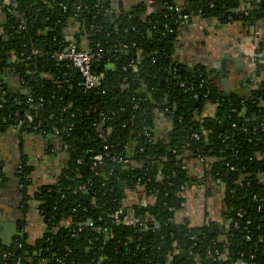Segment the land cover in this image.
I'll return each mask as SVG.
<instances>
[{
    "label": "trees",
    "instance_id": "1",
    "mask_svg": "<svg viewBox=\"0 0 264 264\" xmlns=\"http://www.w3.org/2000/svg\"><path fill=\"white\" fill-rule=\"evenodd\" d=\"M158 5L154 12L120 0L2 7L0 134L12 132L22 152L41 139L44 155L59 161L50 181L30 190L34 168L22 158V212L34 203L43 233L29 241L22 221L18 250L0 244V264H264V78L246 77L251 90L224 94L213 71L176 56L183 15L247 29L264 19V0ZM72 41L100 50L92 67L104 74L98 89L83 90L55 58ZM160 114L170 129L158 136ZM188 161L203 167L199 180ZM194 185L206 196L221 193L219 222H175L181 195Z\"/></svg>",
    "mask_w": 264,
    "mask_h": 264
},
{
    "label": "crops",
    "instance_id": "2",
    "mask_svg": "<svg viewBox=\"0 0 264 264\" xmlns=\"http://www.w3.org/2000/svg\"><path fill=\"white\" fill-rule=\"evenodd\" d=\"M7 1L2 0L4 3ZM120 1L124 3V7L127 9L143 4L147 12H154L162 0ZM2 11L3 9H0V18L3 16ZM259 30H261L262 38H264V19L259 21L257 26H251L246 29L240 21L217 25L215 20L206 22L194 17L181 26L176 42V56L179 61L184 62L188 66L202 65L213 71L217 75L218 87L224 94H231L232 92L247 93L251 88H245L242 80L248 77L251 72L248 61L243 57L242 53L239 54L240 51L235 44L238 45L240 39L242 46L249 48L247 37ZM261 44L264 49V42L261 41ZM222 60H227L224 72L221 68ZM205 113L211 115L213 107L208 106ZM169 129L168 122L160 114L156 127L158 136L165 135V132ZM31 146V144L28 145V147ZM24 150L27 154V159L30 160L27 161L34 168V172L31 175L34 185L30 188V190H34L38 185L50 181L53 172L57 169L59 157L56 156L51 160L43 153L41 154L40 150H35V148ZM23 152L20 150L19 143L12 132L7 131L0 134V167L5 169V166L7 168L10 166L15 169L17 164L20 163ZM36 157L39 158L36 159ZM187 164L191 176L195 180H199L203 169L201 164L195 161H188ZM10 184L11 186L9 187ZM204 191L205 187L195 185L186 191L184 196L186 202L175 213L176 223L187 220L191 225H202L203 223L208 224L210 221H220L221 193L214 192L213 195L206 196ZM130 200L135 201L133 198H130ZM22 201L23 193L15 180L14 183H8L7 186L0 187V235L5 234V224L15 223L14 231L16 234L10 235L12 246L18 244L16 242L17 237L22 234H19L21 229L17 228V222H20V220H25V231L28 232L29 241L39 238L43 233L42 224L33 210L35 204L33 203L30 208L31 211L24 215L19 210L20 206H22ZM220 227L218 225V231Z\"/></svg>",
    "mask_w": 264,
    "mask_h": 264
},
{
    "label": "built area",
    "instance_id": "3",
    "mask_svg": "<svg viewBox=\"0 0 264 264\" xmlns=\"http://www.w3.org/2000/svg\"><path fill=\"white\" fill-rule=\"evenodd\" d=\"M181 19H182V22L185 23L188 21L189 18L187 15H183ZM258 37H259L258 32H254L252 35L247 37V41L250 46L249 48H244L240 40L238 42V45L235 44V46L239 49V51H241L242 54L245 53L247 55V58L250 61V63H253L255 59L257 60L260 59V54H257V52L255 51V45L253 43L257 41V39H259ZM125 47L126 46H122L117 51H121ZM32 54H38V52L36 50H32ZM100 56L101 55H100L99 49L98 51H90L84 47L79 48L77 47L76 42L72 41L64 50L57 52L55 58L59 61L66 62L79 75V80H80L79 86L83 90L88 91V90L98 89L104 79V74L102 72L96 73L92 70L94 62H96L100 58ZM129 67H131L132 72L136 71L135 65L130 64ZM39 102H41V100H39ZM29 103H31V100H29ZM39 105L40 104L38 103L35 106H32V109H36L37 106ZM25 119L27 121H31L32 120L31 114L29 113L25 114ZM20 124H21V121H19L18 124H16V127H18ZM232 126L235 127V125H232ZM54 133L58 134L57 130H54ZM193 137L197 138V135L194 134ZM104 149L106 148L104 147ZM100 158H101L100 155H96L93 157V160L99 161ZM198 161L201 164L207 163L206 159L203 156H200ZM123 162L126 163L127 161L125 160ZM181 196L184 197L185 193H183ZM148 202L149 201H147V198L143 197L140 204L146 205L148 204ZM119 213L121 212L118 211L114 215V219L116 222H119V219H118ZM241 215H242L241 212L237 213L238 217H241ZM150 219L153 221L151 217ZM176 253H178V251Z\"/></svg>",
    "mask_w": 264,
    "mask_h": 264
},
{
    "label": "flooded vegetation",
    "instance_id": "4",
    "mask_svg": "<svg viewBox=\"0 0 264 264\" xmlns=\"http://www.w3.org/2000/svg\"><path fill=\"white\" fill-rule=\"evenodd\" d=\"M8 2V1H7ZM190 19H188L189 21ZM187 21V22H188ZM184 24V23H183ZM263 31V30H262ZM259 33V39H257V41L253 42L254 45H255V51L257 52V54H260V59L257 60L255 59L253 61V63H250V61L248 60L247 58V55L245 53H243V57L248 61V66L250 68V74L248 77H251V79H253L255 82H259L263 77V72H264V49L261 47V41L264 42V38H262V34H261V30L257 31ZM240 40V39H239ZM255 71H258L260 74H261V77H257L256 78V74H255ZM32 146L31 147H27L26 149L27 150H30V149H34L35 150H40L41 151V154L43 153V151L41 150L42 148H44V145H43V140L41 139H38L36 140L35 142H32L30 143ZM38 148V149H37ZM40 154V155H41ZM44 154V153H43ZM38 155V156H40ZM26 157V160H29L27 159V154L26 152L24 151L23 152V155L21 157V160H20V163L17 164V166L15 167V169H13V167H10L8 166V168L5 166V169L0 167V187L6 185L8 183H14V180L16 181V183L18 184L19 181H17L16 179V174H19V168H20V164H21V161H24V159L22 158H25ZM39 158V157H36V159ZM30 161V160H29ZM34 161V160H33ZM32 162V160H31ZM29 163V162H28ZM31 164V163H29ZM8 182V183H7ZM7 183V184H6ZM11 186V184L9 185V187ZM21 213L23 214L22 212V206H20V209ZM23 217V216H22ZM24 220V219H23ZM23 220H20V222H17V228L18 229H21V231L19 232V234L22 233V221ZM15 245V244H14ZM10 247H13L12 244L10 245ZM14 248V247H13ZM19 248V245L17 244V247L16 249L14 250H18Z\"/></svg>",
    "mask_w": 264,
    "mask_h": 264
},
{
    "label": "water",
    "instance_id": "5",
    "mask_svg": "<svg viewBox=\"0 0 264 264\" xmlns=\"http://www.w3.org/2000/svg\"><path fill=\"white\" fill-rule=\"evenodd\" d=\"M4 5H5V3L2 2V0H0V9H2V7ZM239 54H241V51H240ZM226 61L227 60H222V62H221V68H222L223 72L225 70ZM4 227H5V234L0 235V242H1L2 246L10 247V245H11V237H10V235H13V234L15 235L16 234V232L14 231L15 230V223H7V224L4 225ZM221 230H222V227L219 228V231H221ZM211 231H212V229L210 228V232ZM13 247H14L13 249H16L17 244H15Z\"/></svg>",
    "mask_w": 264,
    "mask_h": 264
}]
</instances>
